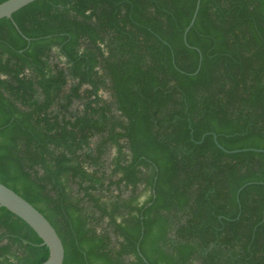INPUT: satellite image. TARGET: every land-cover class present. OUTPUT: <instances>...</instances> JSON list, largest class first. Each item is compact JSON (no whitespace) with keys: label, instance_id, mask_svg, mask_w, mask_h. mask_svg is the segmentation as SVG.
<instances>
[{"label":"trees","instance_id":"obj_1","mask_svg":"<svg viewBox=\"0 0 264 264\" xmlns=\"http://www.w3.org/2000/svg\"><path fill=\"white\" fill-rule=\"evenodd\" d=\"M196 1L35 0L0 19V182L63 264H264V153L213 137L264 149V0H200L184 36ZM48 255L0 207V264Z\"/></svg>","mask_w":264,"mask_h":264},{"label":"water","instance_id":"obj_2","mask_svg":"<svg viewBox=\"0 0 264 264\" xmlns=\"http://www.w3.org/2000/svg\"><path fill=\"white\" fill-rule=\"evenodd\" d=\"M33 1L35 0H4L0 2V19L4 17L12 18V14L14 12ZM199 4L200 0H197L192 19L185 29L184 36L186 35V32L189 30L190 26L193 24L196 18L199 9ZM213 137L217 146H219L221 149L228 153H235L247 150L264 153V149L253 147L227 150L218 143L216 134H213ZM244 186L245 185L241 186L238 189V192ZM0 207H5L10 212L21 218L25 223H27L31 227V229L38 235V237L42 239V243L48 247L49 255L47 259L41 262L40 264H63L65 254L64 246L60 236L58 235L57 231L52 226V224L30 202H28L14 190H12L1 182Z\"/></svg>","mask_w":264,"mask_h":264},{"label":"rangeland","instance_id":"obj_3","mask_svg":"<svg viewBox=\"0 0 264 264\" xmlns=\"http://www.w3.org/2000/svg\"><path fill=\"white\" fill-rule=\"evenodd\" d=\"M107 152H108V151H107ZM110 153H111V151L109 150L108 154H106V155H110Z\"/></svg>","mask_w":264,"mask_h":264}]
</instances>
